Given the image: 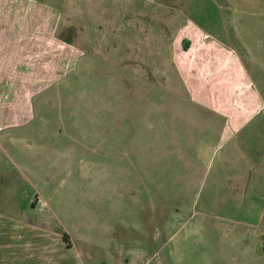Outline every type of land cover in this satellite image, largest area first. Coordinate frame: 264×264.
<instances>
[{"label":"rangeland","instance_id":"374dc122","mask_svg":"<svg viewBox=\"0 0 264 264\" xmlns=\"http://www.w3.org/2000/svg\"><path fill=\"white\" fill-rule=\"evenodd\" d=\"M142 1L64 0L85 57L37 95L45 102L34 122L1 139L0 212L68 235L61 251L55 239L45 247L50 234L27 235L43 241L37 252L49 264H264V165L244 152L226 161L240 134L226 138L212 116L194 114L172 69L142 74L131 69L140 59L120 58L126 34L138 35L130 18ZM148 2L150 36L169 43L181 32L189 46L180 26L193 20L209 39L256 57L260 67L247 62L264 89V0ZM245 141L246 152L257 141L264 153L263 137ZM26 249L20 239L0 262L22 264Z\"/></svg>","mask_w":264,"mask_h":264},{"label":"crops","instance_id":"0c3cea01","mask_svg":"<svg viewBox=\"0 0 264 264\" xmlns=\"http://www.w3.org/2000/svg\"><path fill=\"white\" fill-rule=\"evenodd\" d=\"M148 1L140 2L142 9L139 4L135 5L137 12L130 19L138 35L126 34L125 42L129 40L130 47L120 58L140 59V64L131 65V69L135 68L142 74L150 71L160 74L166 69L170 73L172 69L189 96L190 101L187 102L196 107L194 114L206 113L203 120L210 123L214 122L212 116L222 125V135L226 138L240 134L239 141L230 147L226 161L238 158L239 152H244L243 160L247 163L255 167L264 165V153H261L257 141L255 144L252 142L251 150H244L246 138H264V89L255 84L250 68L251 65L259 66L261 62L220 41L209 39L203 28L190 19L186 20V25L182 21L180 26L186 28L183 31L188 34L189 46H184L186 39L181 32L169 36V43H165L163 37L150 36L148 22L144 19L147 15L143 14V10L149 11ZM152 10L155 11L154 8ZM71 28H74V34L67 32ZM82 34L65 15L64 0H0V142L7 136H13L15 130L34 122L40 106L38 103L45 102L36 101L37 95L78 68L86 52L79 44ZM148 60H155V63L150 64ZM247 61H252L250 66ZM164 89L169 90V86ZM197 122V118L187 121ZM204 147L205 150L211 149L207 144ZM237 166L238 163L233 167ZM4 214L7 213L0 212V251L13 248L22 239L27 248L22 264H27L28 258L37 261V257L42 264H49L46 263L49 255L37 252L43 241L27 238V235L44 237L50 234L45 247L52 249L55 239L56 250L65 248L63 233H54L47 226L43 228L30 217L25 221ZM2 219L8 222L3 223ZM13 255H17L15 251ZM0 264H5L4 259ZM9 264L20 263L14 260Z\"/></svg>","mask_w":264,"mask_h":264},{"label":"trees","instance_id":"16d2710c","mask_svg":"<svg viewBox=\"0 0 264 264\" xmlns=\"http://www.w3.org/2000/svg\"><path fill=\"white\" fill-rule=\"evenodd\" d=\"M63 239H64L65 244H66L68 247L72 245V244H71V241H70L69 238H68V235L63 234Z\"/></svg>","mask_w":264,"mask_h":264}]
</instances>
